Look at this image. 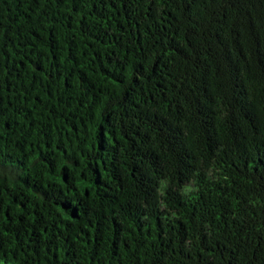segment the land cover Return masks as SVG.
Returning <instances> with one entry per match:
<instances>
[{"label": "trees", "instance_id": "1", "mask_svg": "<svg viewBox=\"0 0 264 264\" xmlns=\"http://www.w3.org/2000/svg\"><path fill=\"white\" fill-rule=\"evenodd\" d=\"M0 264H264V0H0Z\"/></svg>", "mask_w": 264, "mask_h": 264}]
</instances>
